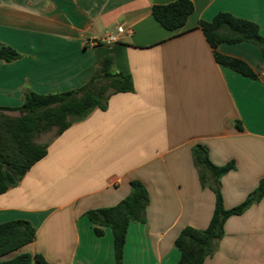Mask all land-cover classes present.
<instances>
[{
  "label": "crops",
  "instance_id": "obj_1",
  "mask_svg": "<svg viewBox=\"0 0 264 264\" xmlns=\"http://www.w3.org/2000/svg\"><path fill=\"white\" fill-rule=\"evenodd\" d=\"M172 1L0 0V46L21 54L0 58V106H20L26 91L80 88L106 55L134 85L62 133L54 127L41 134L46 156L0 194V223L29 220L35 239L3 259L40 253L50 264H114L111 228L97 235L86 212L116 205L139 180L149 193L146 221L129 224L124 262L176 264L181 230L206 228L215 209L211 179L203 185L194 160L196 145L215 165L235 166L220 178L226 209L264 178L261 50L246 41L217 46L257 74L245 76L216 61L200 24L225 11L256 22L264 36V0H192L187 22L168 30L151 10ZM108 35L115 40L104 41ZM204 264H264V196L226 219Z\"/></svg>",
  "mask_w": 264,
  "mask_h": 264
},
{
  "label": "trees",
  "instance_id": "obj_2",
  "mask_svg": "<svg viewBox=\"0 0 264 264\" xmlns=\"http://www.w3.org/2000/svg\"><path fill=\"white\" fill-rule=\"evenodd\" d=\"M154 18L166 29L182 27L194 11L192 0H174L152 6ZM201 28L209 42L215 48L217 62L245 76L257 77L254 69L243 59L222 54L216 50L221 43L251 42L257 45L264 61V36L256 22L240 18L230 12H218L211 21L202 20ZM21 54L12 46H0V58L14 61ZM112 55L104 56L89 80L80 88L65 92L40 94L34 91L24 93L23 103L18 107L0 106V194L16 186L25 173L48 152L47 143L38 138L42 133L54 127L57 134L93 109H105L109 96L117 92H129L134 89L130 74L116 72L113 69ZM6 111H19V116H11ZM237 128L242 126L237 124ZM195 163L203 185L211 179L210 187L216 194V203L209 225L204 229L192 226L184 227L175 240L180 250L176 264H204L208 256L217 250L218 242L224 234V223L232 215L243 213L253 203L264 196V178L245 201L238 206L226 209L220 190V178L233 169L232 162L218 166L211 162L207 148L196 145L193 149ZM130 193L113 206L90 209L86 212L94 223L97 235H103V226H109L114 239V264H125L124 247L127 231L131 222H145L149 204V193L139 180H131ZM36 229L26 219H12L0 223V264H50L40 254L21 253L11 259H3L35 239Z\"/></svg>",
  "mask_w": 264,
  "mask_h": 264
},
{
  "label": "built area",
  "instance_id": "obj_3",
  "mask_svg": "<svg viewBox=\"0 0 264 264\" xmlns=\"http://www.w3.org/2000/svg\"><path fill=\"white\" fill-rule=\"evenodd\" d=\"M113 40H115V38H114V36H111V35H108V36L104 39V41H113Z\"/></svg>",
  "mask_w": 264,
  "mask_h": 264
},
{
  "label": "rangeland",
  "instance_id": "obj_4",
  "mask_svg": "<svg viewBox=\"0 0 264 264\" xmlns=\"http://www.w3.org/2000/svg\"><path fill=\"white\" fill-rule=\"evenodd\" d=\"M21 114V112H19V111H16V112H13L12 113V115H14V116H19ZM44 139H46L45 137H44ZM43 140V139H42ZM41 141V140H40Z\"/></svg>",
  "mask_w": 264,
  "mask_h": 264
}]
</instances>
